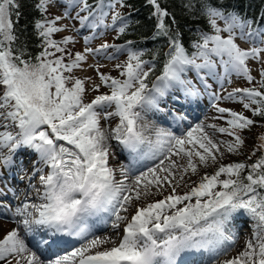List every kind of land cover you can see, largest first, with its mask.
<instances>
[{
  "label": "snow or ice",
  "instance_id": "6c2138e0",
  "mask_svg": "<svg viewBox=\"0 0 264 264\" xmlns=\"http://www.w3.org/2000/svg\"><path fill=\"white\" fill-rule=\"evenodd\" d=\"M146 3L155 19L151 38L165 41L158 75L157 55L144 60L132 41L90 46L109 30L117 37L127 32L130 16L119 10L130 7L126 0H35L36 54L16 27L19 0H0V209L14 221L0 235V264H181L182 254L217 255L241 218L251 221L250 237L218 264H264V131L246 135L264 130V12L252 19L221 0H181L184 13L207 29H197L185 46L175 16L160 0ZM50 7L62 11L51 15ZM65 31L72 34L53 38ZM84 32L83 50L73 52L69 46ZM237 36L251 46L241 48ZM124 53L118 76L101 71L98 58ZM249 61L258 64L256 76ZM85 64L98 82L76 75ZM233 75L248 86L225 90ZM209 77L221 91L212 90ZM204 95L217 123L176 135L145 121L152 112L181 123L187 115L162 104L170 99L182 107ZM248 139L255 143L246 159L222 162L244 155ZM113 141L134 160L163 158L131 178L132 169L121 165L118 179L109 166ZM202 168L214 171L200 175ZM154 190L163 198L151 199ZM90 218L111 219L118 243L111 234L95 236L57 254L66 237L91 233Z\"/></svg>",
  "mask_w": 264,
  "mask_h": 264
},
{
  "label": "trees",
  "instance_id": "16d2710c",
  "mask_svg": "<svg viewBox=\"0 0 264 264\" xmlns=\"http://www.w3.org/2000/svg\"><path fill=\"white\" fill-rule=\"evenodd\" d=\"M130 7L120 8V11L130 16L129 28L127 32L116 38L119 45L132 41L137 50H143V59L152 61L153 55H157L155 74L158 75L163 64V51H166L164 40H153L151 37L154 32L155 19L151 17L152 6L146 0H126ZM237 9L247 17L256 19L264 12V0H221ZM21 5V16L16 23L22 38L27 40L28 51L32 54L39 52L37 47L39 41L34 35L33 24L39 19V13L34 8L35 0H19ZM162 7L172 13L179 25V31L183 33V42L188 46L194 38L196 30H207L203 19H194L184 13L181 7V0H160ZM264 24V21H261ZM151 76L150 79H153Z\"/></svg>",
  "mask_w": 264,
  "mask_h": 264
},
{
  "label": "rangeland",
  "instance_id": "374dc122",
  "mask_svg": "<svg viewBox=\"0 0 264 264\" xmlns=\"http://www.w3.org/2000/svg\"><path fill=\"white\" fill-rule=\"evenodd\" d=\"M119 10H120V8H119ZM61 11H62V9L59 8V7H50L49 8V13L51 15H58V14L61 13ZM106 22H110V17L106 18ZM61 23H75V22L62 21ZM219 23H221V26H222V22H219ZM70 34H72L70 31H65L63 33L55 34L53 38L54 39H60V38H62V36H64V35H70ZM84 34H88V33L87 32H84L80 36H77V41H76L75 45H70L69 46L72 49L73 52H75V51H82L83 50V47H84V44H83V35ZM116 38H117L116 33L114 31L109 30L103 36H98L95 40H93L91 42V45L90 46L96 47L100 43L105 42V41L108 42V43H111V44L119 45L116 42ZM236 43L241 48H244V49H247V48H249L251 46L245 40L240 39L239 36H237ZM98 59H99V62L104 65L101 68V71L102 72L109 73L112 76H118L119 73H118V70L115 68V65L117 63L123 62L126 59V53H124V54H116V58L115 59H112V60H108V59H104V58H98ZM95 62L96 61H94L91 57H89V59L87 61V63H95ZM249 65L253 69V73L252 74L254 76H256L257 75L256 69L258 68V64L256 62L249 61ZM84 67H85L86 70H83V71L82 70H77L76 71V75H78L80 77L92 76L98 82V78L95 76L94 70L93 69H88L87 68V64H85ZM218 71H222V69H219L218 68ZM207 79H208V82L210 84H212V90L213 91H217V92L221 91V86H220V84L217 81L212 80L210 77L207 78ZM230 79H231V83L225 82L224 85H223L224 89L227 90V91H231V89L234 88V87H245V86H248L246 84V82H244L241 78L236 77L235 75H233ZM101 91H106V89H103L102 88ZM91 98H92V96L90 95L88 97V99L90 100ZM220 103H221V106L236 107L237 110H239V106L238 105H232L230 102L221 101ZM181 104H183V101H181ZM162 106L165 109H167L169 112H171V111H178L177 109H181L183 112H187L188 111V114H187L188 115L187 116L188 118L183 121V123H185V121H188V122L185 123L186 124V127L191 126V125L196 126L197 124H199L201 122H204V123H217V121H215L213 119V117L215 115H217V113H215V110L212 107V102L210 101L208 95H204L201 99H199L196 102H193V103H190V104L189 103H185L184 109L181 108V107H179V106H177L175 104V102L171 101L170 99H168L167 103L162 104ZM246 114L250 115L249 113H246ZM158 115H161L162 118H163V120H166L167 122H170L174 128H180L182 130L184 129L183 128V125H182L183 123H174L173 120H172V118H171V115H165L164 113H161V114H158ZM191 117H193V118L194 117H197V118H195L196 120H193ZM160 120H162V119H160ZM115 122L116 121L114 120L113 121V126H114ZM156 122L157 121L152 120V123H156ZM189 124H191V125H189ZM221 124H222V122H221ZM159 125L161 127H163L162 124H159ZM209 131H211V130H209ZM258 131H264V130L254 129L251 134H246V135H255V133L258 132ZM174 134H176V133L174 132ZM217 135L219 136V134H217ZM219 139H228V137L219 136ZM254 143H255V141L253 139H248L247 140V144H248L249 147H248L247 150H245V154L244 155H241V156H229L227 159L223 160L222 162L223 163H229V162L236 161V160H244V159H246L247 155L251 151V146ZM115 145L117 146L116 142H115ZM117 148H118V146H117ZM118 150H121V149L118 148ZM113 152L116 155L114 149H113ZM34 156L35 155H32L31 159H33ZM26 159H29V158L28 157H25V160ZM253 159H255V157H253ZM29 164H30V160L28 161L27 164L25 163V166L28 167ZM141 166H144L142 164V160H141ZM45 171H47V169H45ZM205 171H207L208 173H211L212 171H214V169H212V168L203 169L202 168L200 170V175H203ZM189 177H190L191 181H197L199 179V176L192 175L191 173H189ZM37 180H38V176L36 177V179L33 180V183H36ZM182 190L186 191L187 189L184 188V187H181V188L178 189L179 192H181ZM156 193L157 192H154V195H156ZM250 223H251V221H249V224L248 225H250ZM244 228L245 227L241 226V229H244ZM248 237H250V235ZM244 243H245V241H244ZM236 254L237 253L233 251V254L230 257H232V256H234Z\"/></svg>",
  "mask_w": 264,
  "mask_h": 264
},
{
  "label": "bare ground",
  "instance_id": "6f19581e",
  "mask_svg": "<svg viewBox=\"0 0 264 264\" xmlns=\"http://www.w3.org/2000/svg\"><path fill=\"white\" fill-rule=\"evenodd\" d=\"M158 114H161V113L149 112V114H148L149 116L147 117V119H148L147 121H150L149 119H151V117H154L155 119L157 118V122L154 123L156 126L161 127L159 124H162L164 128H169L170 129V127L168 126V123L167 122L165 123L164 121L160 120V119H163V118H162L161 115H158ZM190 127H195V126H193V125L188 126L186 131ZM181 134L182 133L176 132V135H181ZM111 143L113 144V149L115 150L116 155L114 154V155L110 156L109 166L117 169V178L119 179L120 177H119L118 169H119V167L121 165H127L131 169H132V167L129 164H127V162L124 160L125 159L124 158L125 155H124V153L122 151L118 150L117 146L115 145V142L113 141ZM162 158L163 157L161 156V157H158L156 160H142V164L144 166H141V160L140 159H135V171L130 173V178L133 175H139L140 172L147 171V169L150 168V167H154L157 163H159V160L162 159ZM183 191L184 190H182L181 192H183ZM154 192H155V190H154ZM166 194H167V192L164 193V195H166ZM161 198H163V195L160 192H157L156 195L151 197V199H161ZM0 211H1L2 215L5 216V218L3 219L4 221L0 220V235H2L4 233H6L8 230H10L11 227L14 226V222H13V219L11 217V213L10 212H6L4 209H0ZM247 222H249V220H247L245 218H241L240 220L237 221V224L245 225V224H247ZM89 224L92 225L91 233L88 235V237L85 238L83 243L86 242V239H92L95 236H101V237L108 236L110 234H111L112 240L116 241L118 243V236L116 235V232L111 229V219H108L107 224H105L103 219L90 218L89 219ZM243 232L246 233V235ZM250 234H251L250 227H247V229L245 231L244 230H238L237 231V230L234 229L233 230V237H236V239H238V243L231 250H226V253H222V255H220V256H216V255H213L211 253L206 252L207 253L206 261L199 260L197 262V260L195 259V260L192 261L191 264H210L211 262L212 263L214 262V264H218V262L220 260H223L225 258H229L233 254L232 250H234V252H236V253H238L240 250H242L243 246H244L243 239L247 238L248 235H250ZM106 246L110 247L112 245L108 244ZM218 259H220V260H218Z\"/></svg>",
  "mask_w": 264,
  "mask_h": 264
}]
</instances>
